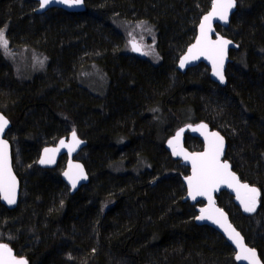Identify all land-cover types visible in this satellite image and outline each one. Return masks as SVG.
<instances>
[{"label": "trees", "instance_id": "trees-1", "mask_svg": "<svg viewBox=\"0 0 264 264\" xmlns=\"http://www.w3.org/2000/svg\"><path fill=\"white\" fill-rule=\"evenodd\" d=\"M210 3L85 0L83 12L37 14L33 1L0 0L9 48L45 61L23 78L0 52V111L26 167L14 165L23 202L0 203V243L28 264H238L223 237L195 224L183 201L187 169L164 146L179 126L203 121L224 137L232 170L260 191L252 215L224 192L217 202L264 264V0H237L229 27L217 28L238 46L223 87L202 64L176 69ZM138 22L154 31L157 64L124 52L120 26ZM71 130L86 141L89 176L73 195L63 158L49 170L36 164L43 145Z\"/></svg>", "mask_w": 264, "mask_h": 264}, {"label": "water", "instance_id": "water-1", "mask_svg": "<svg viewBox=\"0 0 264 264\" xmlns=\"http://www.w3.org/2000/svg\"><path fill=\"white\" fill-rule=\"evenodd\" d=\"M36 3V9H35V13L37 14H42L45 13L46 11H49L51 9H60L62 11L65 12H83L85 11V0H82V3L79 5H73V6H68L66 4L63 3H59L56 2V0H54L53 3H50L49 5L45 6L44 8H40V4H39V0H30ZM236 6H237V0H235V6L229 10L228 13V19L227 21H222L218 18H213L212 20V31L209 32V38L212 41L217 40V38H222L224 40L230 41V43L227 46L226 49V54L224 57V62H223V68H222V72H223V76H224V81L221 82L220 79L213 74V65H212V61L210 59L205 58L204 56H199V58L195 59V60H189L185 66L183 68L180 67V62L181 59L183 57H185L188 54V50L189 48L196 43V39L197 37H199L200 35V23L203 19L204 16L208 15L209 12L212 11V0L210 3V7L209 9L202 14V16L200 17V20L196 26L195 29V34L194 37L192 39V41L187 45V47L185 48V50L183 51V53L179 56L178 60H177V64H176V69L177 71H179L180 73H184L186 70L190 69V68H194L197 67L198 65L202 64L204 65L207 69H208V77L209 80L218 84L220 87H223L226 84V76H225V70L227 65L230 63L231 58H230V52L231 51H235L237 49V44L234 42V40L230 39L229 37L223 35L221 33V31H218V27L221 29H226L229 27L230 25V20L232 18V16L235 14L236 12ZM133 44H135L137 46V48L139 49L138 51H134L133 50ZM130 49L131 52L134 55H140L142 53V49L140 48V46L135 42V41H131L130 44ZM0 116H3L7 121L8 124L5 127L4 131L2 133H0V140H3L7 143L8 145V163L11 169V175L15 177V186H16V195H15V203L13 204H9L6 200L0 198V203L6 208V209H13L17 206L18 202L20 201V194H21V186H20V179L18 177V175L16 174V171L14 170L13 167V158H12V144L10 142V140L7 138V132L8 129L11 127V122L9 121L8 117L0 111ZM201 125H205L206 128H201ZM194 129H199V130H194ZM74 130H71L70 132H68L66 135H63L61 137H59L53 144H46L43 145L38 153V157L36 160V164L39 168L41 169H53L55 166H57V163L60 161L61 158H63V167L60 171V178L62 180V182L66 185V187L68 188L69 194L73 195L80 187H82L83 185H86L88 182V173L83 165V163L78 160L76 158V156L85 148L86 146V141L81 139L77 133H76V138L77 140L80 141L79 144L73 145V141H72V133ZM179 133V136L177 137V134ZM209 133H218L220 137L223 138V151H222V155L220 157L221 162H227L229 165V170L237 177L238 181L240 184H247L249 187H254L258 190L259 192V196L257 197V204H256V209L253 212H246L244 211V207L243 205L240 203V200L237 199V190L235 187H229L227 184H220L217 188H215L212 192H211V197H212V207L214 209H219L221 212H223L224 216L227 218V224L231 225V227L237 232L239 233L240 237L242 238L243 241V245L244 247L255 251L256 253V258L259 261V264H263L260 260V257L256 251L255 248L248 246L245 241H244V237L242 236V234L237 230V228L235 227V225L232 223L229 214L227 213L226 210H224L217 202V198L219 196L220 193L224 192L226 193L228 196L231 197L232 203L234 204V206L239 210V212L243 215H252L256 212L258 206H259V198H260V191L259 189L255 186L252 185L248 182L242 181L239 176L232 170L231 168V164L229 163V161L227 159H225V152H226V142L224 137L221 135L220 132H218L216 129H213L209 124H207L206 122H198V123H194V124H185L183 126H179L175 132L169 136L167 138V140L165 141V150L169 153V155L174 158L175 160H180L181 165L183 167H185L187 169V174H185L184 176H182V184L185 190L184 193V197H183V201H188L190 205L195 206V217H194V222L196 225L199 226H207L211 229H213L215 232H217L221 237L224 238V240L231 246V248L234 251V259L238 264H249L248 260L245 259H236L237 255L240 252V249L237 248L236 244L230 240L228 238V235L225 233L224 229L222 227H220L219 224L217 223H213L212 220H198L196 219V217L201 215V209L202 208H210V204H209V199L207 196H197L195 199H193L191 196H189L188 192H189V188H188V182H187V178L193 175V167H192V161L186 160L184 158L183 154L180 155H174L173 154V146L176 148V150L179 151H183V153H187L189 156L193 155V154H200L205 152L206 148H207V141L205 139V136ZM186 135H189V137L197 139L200 141L201 143V147L197 150H190L189 148L186 147V142H185V138ZM61 141H64V146L61 145ZM170 141L173 142L172 145H170ZM45 149H53L55 150L54 152H50L49 155L53 157V162L52 163H47V164H41L40 160L41 158L44 156ZM79 165V168H76L75 166ZM83 170V176L86 178L83 179H76V185L75 187H73L72 182L70 181L69 177L65 175V173H69L70 176H72L73 178H76L77 176H79L80 174V170ZM241 194H243V190L241 189ZM211 210V209H210ZM215 215L218 214L214 213ZM3 244V243H0ZM7 245V244H6ZM8 246V245H7ZM9 247V246H8ZM10 248V247H9ZM11 249V248H10ZM12 250V249H11ZM12 254L14 257H16L17 259H23L27 262L26 258L16 255L14 253V251L12 250ZM28 264V262H27Z\"/></svg>", "mask_w": 264, "mask_h": 264}, {"label": "snow or ice", "instance_id": "snow-or-ice-1", "mask_svg": "<svg viewBox=\"0 0 264 264\" xmlns=\"http://www.w3.org/2000/svg\"><path fill=\"white\" fill-rule=\"evenodd\" d=\"M54 0H39L40 8L53 3ZM56 2L66 4L68 6L79 5L82 0H56ZM235 6V0H212V11L208 15L204 16L200 23V35L196 39V43L193 44L188 54L181 59L180 67L183 68L189 60H195L199 56H204L212 61L213 74L216 75L221 82L224 81L222 72L224 57L226 49L230 41L222 38L212 41L209 38V32L212 31V20L218 18L222 21H227L229 10ZM8 41L5 38L4 31L0 30V48H7ZM133 50L139 49L133 44ZM8 121L0 116V133H2L7 126ZM201 128H206L205 125H201ZM199 130V129H194ZM179 133L177 134V137ZM207 141V148L205 152L200 154H193L189 156L183 151H177L173 146V154H183L186 160L192 161L193 175L187 178L189 196L195 199L197 196H207L209 199L210 208H202L201 215L196 217L198 220H212L213 223H217L222 227L228 238L232 240L237 248L240 249L236 259H245L249 261V264H259L256 258V253L243 245L242 238L231 225L227 224V218L223 212L219 209L212 207L211 192L217 188L220 184H227L229 187H235L237 190V199L244 207V211L253 212L256 209L257 197L259 192L254 187H249L247 184H240L237 177L229 170L227 162H221L220 157L223 151V138L218 133H209L205 136ZM73 145L79 144L80 141L76 138V133H72ZM64 146V141L60 142ZM173 144L172 141L169 142ZM53 149H45L44 156L41 158V164H47L53 162V157L49 155L50 152H54ZM79 168V165L75 166ZM72 182L73 187L76 185V179L86 178L83 176V170H80L79 176L73 178L69 173H65ZM241 189L243 194H241ZM16 186L15 177L11 175V169L8 163V145L5 141L0 140V198L6 200L9 204L15 203ZM211 209V210H210ZM214 213L218 214L215 215ZM0 264H27L23 259H17L13 256L12 250L6 244H0Z\"/></svg>", "mask_w": 264, "mask_h": 264}, {"label": "rangeland", "instance_id": "rangeland-1", "mask_svg": "<svg viewBox=\"0 0 264 264\" xmlns=\"http://www.w3.org/2000/svg\"><path fill=\"white\" fill-rule=\"evenodd\" d=\"M35 5H36V3H35ZM120 28L121 29L125 28L122 31V34H124L123 35L124 52L131 53L130 48H129V41H136L142 49V54L140 57L142 59L149 61L150 63H153V64L158 63V55H157V52L155 49V40H156L155 34H154V31L147 24L140 23V22L135 23V24L126 23V25L121 24ZM4 35H5V38L7 39L5 32H4ZM23 50L24 51H21L22 53L19 54L20 56L16 57L18 54L16 55V53H14V51H12V49L9 48L8 44H7L6 49L0 48V52L2 53V55L5 58L9 59V61L13 64L16 74L23 77V78H27V76H32L34 73L41 71L45 65V61L43 60V57L39 55V53L38 54L36 52L32 53V51L29 49H23ZM31 56H32V59H31ZM15 57H16V59H15ZM29 61L32 64H34L35 66L29 64ZM18 150H19V148H16L13 146L12 152H13V154H15L14 155L15 157L13 158L14 159L13 167H14V165H16L17 168L19 167L20 169H23L24 167H20L22 165L21 164L22 161L19 158V151ZM82 152H80L76 156V158L80 161L83 160V158H82L83 153ZM25 169H26V167L23 170H25ZM14 170H15V167H14ZM24 198H25V194L21 190L20 202H23ZM219 199L222 202L223 199L224 200L226 199V197L224 195H220ZM244 241L249 246V244L246 242L245 238H244ZM260 260H261V258H260ZM261 262H262V260H261Z\"/></svg>", "mask_w": 264, "mask_h": 264}, {"label": "bare ground", "instance_id": "bare-ground-1", "mask_svg": "<svg viewBox=\"0 0 264 264\" xmlns=\"http://www.w3.org/2000/svg\"><path fill=\"white\" fill-rule=\"evenodd\" d=\"M14 1V0H13ZM21 2V1H20ZM18 4V3H17ZM21 5V4H20ZM24 5V4H23ZM26 7V6H25ZM21 8V7H20ZM19 9V8H18ZM29 10V9H28ZM29 12V11H28ZM24 14V13H23ZM28 17V16H27ZM21 20V19H20ZM27 20V19H26ZM29 21H30V19H29ZM25 22V21H24ZM227 69V68H226ZM21 184V183H20Z\"/></svg>", "mask_w": 264, "mask_h": 264}, {"label": "flooded vegetation", "instance_id": "flooded-vegetation-1", "mask_svg": "<svg viewBox=\"0 0 264 264\" xmlns=\"http://www.w3.org/2000/svg\"><path fill=\"white\" fill-rule=\"evenodd\" d=\"M130 42H131V41H129V44H130ZM135 42H136V41H135ZM136 43H137V42H136ZM137 44H138V43H137ZM138 45H139V44H138ZM139 46H140V45H139ZM140 48H141V47H140ZM141 54H142V53H141ZM141 54H140V55H141ZM16 255H17V254H16Z\"/></svg>", "mask_w": 264, "mask_h": 264}]
</instances>
